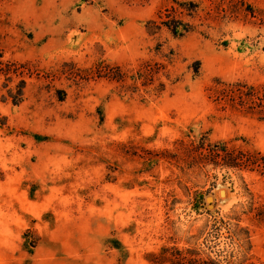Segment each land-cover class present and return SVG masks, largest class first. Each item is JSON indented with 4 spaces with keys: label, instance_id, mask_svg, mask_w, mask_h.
Instances as JSON below:
<instances>
[{
    "label": "rangeland",
    "instance_id": "374dc122",
    "mask_svg": "<svg viewBox=\"0 0 264 264\" xmlns=\"http://www.w3.org/2000/svg\"><path fill=\"white\" fill-rule=\"evenodd\" d=\"M263 89L264 0H0V264H264Z\"/></svg>",
    "mask_w": 264,
    "mask_h": 264
},
{
    "label": "trees",
    "instance_id": "16d2710c",
    "mask_svg": "<svg viewBox=\"0 0 264 264\" xmlns=\"http://www.w3.org/2000/svg\"><path fill=\"white\" fill-rule=\"evenodd\" d=\"M174 32H176L174 30ZM154 66V65H153ZM158 66V65H157ZM148 66H144V70L139 71V77H142L143 75H146L147 73H151V70L146 72V68ZM146 72V73H145ZM157 72V69L153 67V74ZM108 76L111 79H115L117 81H123L124 75L121 73V71L118 68H114V70H111V72L107 73ZM146 78V77H144ZM23 85L24 81H21L20 85H18V89L14 92V94L9 95L11 98V101L14 104H18L23 100ZM246 96H252L255 97L256 104L262 108H264V89L261 93L259 92H253V93H245ZM218 148L211 147V151L218 152ZM221 149L220 151H222ZM169 253V254H167ZM155 263L154 264H160L162 260H166L169 263L168 264H220L216 259L211 258H202L200 257L199 253L194 249H178V248H168L164 247L162 249L161 254L154 256Z\"/></svg>",
    "mask_w": 264,
    "mask_h": 264
}]
</instances>
